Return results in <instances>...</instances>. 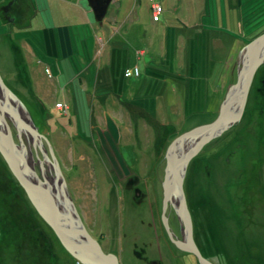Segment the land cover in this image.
Instances as JSON below:
<instances>
[{"label":"rangeland","instance_id":"1","mask_svg":"<svg viewBox=\"0 0 264 264\" xmlns=\"http://www.w3.org/2000/svg\"><path fill=\"white\" fill-rule=\"evenodd\" d=\"M4 1L0 98L13 93L22 100L20 119L44 138L28 165L57 166V185L62 176L66 185L64 192L55 186L53 197L72 201L90 235L120 264H200L175 243L185 241L179 219L170 222L168 208L167 227L162 219L165 151L175 137L218 116L242 70V48L264 33V0H239L240 10L236 0H210L205 12L197 0ZM223 13L245 17L248 26L236 22L225 35ZM163 14L164 28H153ZM199 22L211 27L194 36L190 26ZM260 68L239 121L200 147L182 182L200 228L208 211L216 243H204L197 229L192 234L212 264H264V255L256 256L260 263L245 255L264 252V110H255L264 107V63ZM33 142L28 132L14 147ZM234 145L243 150L233 153ZM1 154L0 264L15 256V264H82L53 249L50 226ZM235 189L256 195L258 206Z\"/></svg>","mask_w":264,"mask_h":264},{"label":"water","instance_id":"2","mask_svg":"<svg viewBox=\"0 0 264 264\" xmlns=\"http://www.w3.org/2000/svg\"><path fill=\"white\" fill-rule=\"evenodd\" d=\"M240 57L242 60V70L236 81L227 90L218 116L210 123L196 126L175 137L165 151L166 165L164 180L162 182L164 194L162 200V219L167 227L164 212L169 202L173 207L172 201L173 198H176V211L180 219L179 222L182 224L185 241L176 240L175 243L179 248L193 253L200 264L212 263L200 254L194 243L182 182L189 160L198 152L200 147L211 138L219 136L232 123L241 118L253 75L257 67L261 63H264V33L247 42L241 50ZM235 95L237 98L233 100V96ZM5 96H12V94H5ZM0 110L2 112L5 109L1 108L0 105ZM8 111H10L9 108L5 112ZM27 129L35 135L34 130L28 127ZM186 141L190 145L186 146ZM16 149L14 144L0 145L2 153L10 150L9 155L6 156L9 166L22 187L26 190L40 216L53 229L55 235L68 253L82 264H118L114 253H105L98 241L87 231L72 201L69 199L64 202L56 200L53 197V192H57L58 194V189H55V186H53V183L49 179L36 176L30 170L27 163L19 161ZM56 174H59L57 166ZM54 184H56L61 192L65 191L63 182L57 185L56 179L54 180Z\"/></svg>","mask_w":264,"mask_h":264},{"label":"bare ground","instance_id":"3","mask_svg":"<svg viewBox=\"0 0 264 264\" xmlns=\"http://www.w3.org/2000/svg\"><path fill=\"white\" fill-rule=\"evenodd\" d=\"M7 1V0H6ZM6 1H4V3L3 4H5L6 3ZM14 0H12V2H13ZM3 7H4V9L7 11V7H6V5H3ZM113 56H114V58H116L117 59V54L116 53H113ZM259 69H261L260 68V66H258L257 67V69H256V71H255V73H254V75H253V78H252V81H251V84H250V87H249V90L254 86V82H255V80H254V76L255 77H257L258 76V74H260V73H256ZM262 74L264 75V70L262 69ZM258 78V77H257ZM258 88L259 89H262V87L260 86V85H258ZM12 94V96L11 97H7V98H5L4 99V97L2 96L1 98H0V103H4L5 105H6V107H10L11 109H10V112H13L14 114H12V113H8V112H5V111H2L1 112V110H0V145L1 144H5V145H13L14 143L16 144H21V138H25V136H26V134L29 132V134H30V131L27 129V125H26V123L24 122V121H22L21 119H20V116L18 115V109L17 108H19L20 107V105H19V103L21 104L22 103V100H18L17 99V97H16V95L15 94H13V93H11ZM6 101H8V102H6ZM10 102H12V105H10L11 103ZM16 103H18V105H16ZM29 117V116H28ZM12 120V121H11ZM15 122H14V121ZM239 120H237V121H235L234 123H232V125L233 124H235L236 122H238ZM246 124L244 123V128H246V126H245ZM21 129L23 130H25V132L24 133H22L21 134ZM32 130H34L35 131V135H34V140H35V142H33L31 145H29V146H27L25 143H23V149L22 150H18L17 151V154H18V158H19V161H21L22 163H27L28 164V162L29 161H32L33 159L31 158L32 157V152H37V151H40L41 150V146L40 145H37V144H39L42 140H44V138L42 137V135L40 134V132H39V130L38 129H32ZM46 139V138H45ZM172 142V141H171ZM168 147V146H167ZM240 148H242V150H243V147L242 146H239V145H234L233 147H232V149L234 150L233 151V153L234 152H237V150L238 149H240ZM246 149H248V147L246 148ZM9 151L10 150H7V152H3L1 155H2V157L6 160V165L7 166H9V163H8V161H7V155H9ZM32 151V152H31ZM42 151V150H41ZM165 165H166V161H165ZM28 167L30 168V170L31 171H34L35 172V174H36V176H38L39 178H46L47 180L48 179H50V178H52L53 180H56L57 179V175H56V170H54V169H51V170H46L45 171V168H43V167H32V166H29L28 165ZM2 168V165L0 164V170H2L1 169ZM2 174L3 173H0V178H1V176H2ZM165 174V173H164ZM60 175H62V174H60ZM184 179H186V178H184ZM62 182H63V186H65L64 185V183H66V180L64 179V177L62 176ZM6 182H8V181H6ZM53 186H56V184H54ZM233 190H230V192H232ZM235 192L237 193V194H240V190H237V189H235ZM161 193L163 194V187H162V185H161ZM163 196H164V194L162 195V198H163ZM241 198L243 199V201H245V202H249V203H251L254 207H257L258 206V198H257V196L256 195H253V194H248L245 190L243 191V195L241 196ZM172 203H173V207L172 206H168V207H171L172 209L170 210L171 211V213H172V215H173V218H177V219H179V216H178V213H177V211H176V207H177V199L176 198H173V201H172ZM167 207V208H168ZM189 209H191V207H189V206H187ZM188 209V210H189ZM191 210H194V209H191ZM195 211V210H194ZM196 212V211H195ZM251 213V212H250ZM39 214V213H38ZM40 215V214H39ZM38 215V219H40L41 217ZM197 214H195L194 212H192V211H189V217H190V223H191V228H192V230H193V228H194V225L196 226L197 225ZM196 217V218H195ZM167 219H169L168 217H166V219L165 220H167ZM43 220V219H42ZM180 220V219H179ZM43 222H44V220H43ZM49 231L52 233V235H53V238H55L56 239V241H55V245H56V247H53V249H55V251L57 252V254H58V252L60 253V254H62V252H61V249L62 250H64L65 252H67L68 253V251L64 248V246L60 243V241L58 240L57 241V239L58 238H56L57 236L55 235V233H54V231H53V229L51 228V227H49ZM183 233V232H182ZM184 234V233H183ZM242 234H245V235H247L246 234V232H242ZM56 236V237H55ZM259 235L258 234H254V233H252L251 234V237H258ZM193 240H195L194 239V237H193ZM257 244H259V242H257ZM259 248V247H258ZM229 249H230V246H229ZM259 250V249H258ZM230 252L232 253V254H234L232 251H231V249H230ZM254 251H252L251 250V253H249V251L245 254L248 258H250L251 260H253V255H254ZM69 254V253H68ZM114 255L117 257V255L114 253ZM262 255H264V252L262 253ZM160 256V255H159ZM74 259V258H73ZM117 260H118V264H120L119 263V259H118V257H117ZM16 261H17V257L15 256V260L13 261V262H11V264H15L16 263ZM75 261L77 262V260L75 259ZM80 263V262H79ZM70 264V263H69Z\"/></svg>","mask_w":264,"mask_h":264},{"label":"crops","instance_id":"4","mask_svg":"<svg viewBox=\"0 0 264 264\" xmlns=\"http://www.w3.org/2000/svg\"><path fill=\"white\" fill-rule=\"evenodd\" d=\"M151 1H153V2H156V3H159V4H161L162 5V3H165V1H170V0H151ZM208 1H210V0H197V2H198V4L201 6V4H203L204 5V7H203V10H204V12L206 11V7H205V5H206V3L208 2ZM227 1H230V0H227ZM215 2H217V0H215ZM236 3H237V6H238V9L240 10L241 9V7H240V5H241V2L239 1V0H236ZM163 9H164V7H163ZM208 10V9H207ZM226 13H223V17H222V19H223V21H224V30H225V35H232V33H234L233 31L235 30V26L237 27V23L236 22H238L239 23V26L240 27H245V26H248V22H245V17L244 18H241V22H239L237 19H236V17H235V15L234 14H231L230 16H227L226 17V15H225ZM216 15H218V14H216ZM194 16V12H193V14L191 15V18ZM134 17L135 18H138L136 15L135 16H133L132 18L134 19ZM139 19V18H138ZM194 19H195V16H194ZM243 19V20H242ZM164 20H165V15L163 14V17H161V20L159 21V22H161V23H159V22H154V21H152V23H153V25H154V27L153 28H160V29H162V28H164V27H162L163 26V22H164ZM200 20H201V18H200ZM225 21H229L228 23H226ZM230 21H233V22H230ZM205 25L206 24H203V23H201V22H199V23H193L191 26H190V28H195V29H197V33H196V35H194V36H198V35H203L204 34V32L206 31L205 29H209L210 27H211V25H206L207 26V28L205 27ZM167 27H165V29H166ZM218 29H219V27H218ZM223 31V30H222ZM233 43H235V42H233Z\"/></svg>","mask_w":264,"mask_h":264},{"label":"trees","instance_id":"5","mask_svg":"<svg viewBox=\"0 0 264 264\" xmlns=\"http://www.w3.org/2000/svg\"><path fill=\"white\" fill-rule=\"evenodd\" d=\"M257 34H254L251 38H249L250 40L252 39V38H254L255 36H256ZM258 78H260V76L258 75L257 76ZM258 91V90H257ZM260 106V105H259ZM261 107V106H260ZM258 107V105H256V108H255V110H257V109H259V110H261V113L263 112V110H264V107ZM261 113H260V115H261ZM253 113H251V115H252ZM240 197V199H241V196L243 195V191H241L240 192V194H238ZM235 214L237 215V218H240V216H239V211H235ZM208 217H209V214H208V211L207 210H205L204 211V213H203V216H202V218H203V220L201 221V220H199L200 222V224L201 225H203L201 228H200V226L199 225H194V231H195V229H197V233H200L201 235H203L204 237H206V238H204L205 239V241L206 242H204V240H203V242L204 243H210V242H214V243H216L215 242V234L213 233V229H212V227L211 226H209V228H208V224H207V219H208ZM207 228V229H206ZM196 232V231H195ZM203 233V234H202ZM205 234V235H204ZM196 237H197V235H196ZM198 240V239H197ZM198 242H199V240H198ZM200 243V242H199ZM256 256H262V254L259 252L258 254H255L254 253V255L252 256L253 257V260H254V258H255V260L258 262V263H260V262H262L263 261V259H259V258H256Z\"/></svg>","mask_w":264,"mask_h":264},{"label":"flooded vegetation","instance_id":"6","mask_svg":"<svg viewBox=\"0 0 264 264\" xmlns=\"http://www.w3.org/2000/svg\"><path fill=\"white\" fill-rule=\"evenodd\" d=\"M3 13H4V15H5V17L6 16H8V13H7V11L4 9V7H3ZM35 154L37 155V152H35ZM36 155H34V156H36ZM42 157V156H41ZM36 167H38V164H36ZM46 170L48 171L49 169L47 168V166H46ZM51 179V178H50ZM129 179V178H128ZM161 185H162V183H161ZM161 196H162V193H161ZM159 197V192H158V190H157V192H156V198H158ZM160 199H161V197H160ZM172 209V208H171ZM170 209V207H168V210H171ZM250 212V211H249ZM169 221L170 222H172V219H174L173 218V215H172V213H171V211H169ZM179 225V224H178ZM174 227H176L175 226V224H174ZM175 233L177 234V236H179V233H178V231H177V229H175ZM156 261H158V260H156ZM155 264H160V263H158V262H155Z\"/></svg>","mask_w":264,"mask_h":264}]
</instances>
